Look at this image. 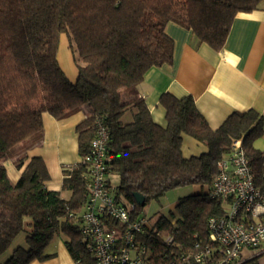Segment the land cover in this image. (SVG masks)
Returning <instances> with one entry per match:
<instances>
[{
  "label": "trees",
  "instance_id": "obj_1",
  "mask_svg": "<svg viewBox=\"0 0 264 264\" xmlns=\"http://www.w3.org/2000/svg\"><path fill=\"white\" fill-rule=\"evenodd\" d=\"M262 1L0 0V258L21 233H28V249L18 248L6 264L49 259L46 249L57 237L64 239L76 264H95L80 232L89 199L86 166L80 161L65 172L68 200L46 188L50 175L41 157L25 165L27 155L17 156L20 179L13 183L7 175L9 152L31 137L36 139L31 147L38 144L45 114L62 120L85 113L76 128L81 159L90 151L95 121L101 120L109 132L107 173L120 178L117 202L136 204L135 193L146 199L145 206L137 205L133 220L173 190H208L179 199L171 219L160 216L140 237L148 246L149 264H171L194 252L197 241L208 242L209 218L226 213L224 201L208 193L234 141H242L264 196V154L254 148L264 134V118L256 111L234 112L213 130L192 96L179 99L166 93L160 99L167 121L162 127L136 91L149 69L173 62L169 23L191 30L199 43L220 52L236 16L252 12ZM62 35L76 56L75 84L58 61ZM128 112L133 119L124 123ZM184 136L203 144L207 152L184 157ZM170 235L172 246L164 241Z\"/></svg>",
  "mask_w": 264,
  "mask_h": 264
},
{
  "label": "crops",
  "instance_id": "obj_2",
  "mask_svg": "<svg viewBox=\"0 0 264 264\" xmlns=\"http://www.w3.org/2000/svg\"><path fill=\"white\" fill-rule=\"evenodd\" d=\"M166 33L174 41L172 64L149 69L143 82L136 88L156 124L162 127L167 125L166 111L160 104L161 97L166 93L179 99L192 96L197 109L213 130L218 129L234 112L254 110L264 118V1L252 12L236 16L226 44L220 52L207 44L199 43L191 30L175 23L167 25ZM71 49L68 38L62 35L58 61L67 78L75 84L79 73L75 54ZM61 56L65 60L64 66L61 64ZM128 113L131 122L133 115ZM85 118L84 112L62 120L45 114L41 140L27 154L25 165L34 157L43 159L50 175L46 188L59 192L64 200L71 196L70 192L63 190L65 172L81 161L76 128ZM254 148L264 154V134L254 142ZM182 152L184 157L189 158L207 152V148L195 139L184 136ZM15 161L16 159H11L4 163L13 183L18 182L23 171L16 168ZM114 179L116 184H113ZM108 181L117 189L120 178L110 174ZM181 189L191 191L192 194L187 196L208 192L200 186ZM30 225L28 222L27 231H31ZM27 236L28 233L24 232L14 240L9 250L0 258V264H6L18 248L28 249ZM46 254L51 257L30 264H76L62 237L51 242ZM242 255L245 262L257 260L258 264H264V246L243 251Z\"/></svg>",
  "mask_w": 264,
  "mask_h": 264
},
{
  "label": "built area",
  "instance_id": "obj_3",
  "mask_svg": "<svg viewBox=\"0 0 264 264\" xmlns=\"http://www.w3.org/2000/svg\"><path fill=\"white\" fill-rule=\"evenodd\" d=\"M94 131L90 151L81 159L89 191L81 216L83 240L95 264H149L150 252L140 237L153 229L152 221L144 215L133 220L137 204L117 202L107 173L109 132L99 119ZM208 194L224 201L226 213L209 218L207 243L197 241L194 252L181 254L171 264H244L243 251L264 246V196L241 140L233 142ZM164 241L168 246L175 242L171 235Z\"/></svg>",
  "mask_w": 264,
  "mask_h": 264
},
{
  "label": "rangeland",
  "instance_id": "obj_4",
  "mask_svg": "<svg viewBox=\"0 0 264 264\" xmlns=\"http://www.w3.org/2000/svg\"><path fill=\"white\" fill-rule=\"evenodd\" d=\"M67 45L69 46L68 42ZM61 64L62 66L65 65V60L63 59V56H61ZM129 120H130L129 113H127L126 116L122 119V121L124 123H128L130 122ZM35 140H36L35 138L31 137L25 142L17 145L9 152L10 157L8 160L15 159L17 156L18 158H22L26 156L29 153V150H31L32 148L31 146L32 144H34ZM116 182H117L116 179H114L113 184H116ZM189 194H192L190 190H183V189L173 190L169 192L166 195L165 199L161 200V202L151 203L147 207H145L144 211L142 212V215L153 217L154 215L157 214L152 219V223L156 222L157 218H159L160 216H165L166 218L171 219V212L173 213L176 212L175 207H173L174 204H176L179 201V199Z\"/></svg>",
  "mask_w": 264,
  "mask_h": 264
},
{
  "label": "water",
  "instance_id": "obj_5",
  "mask_svg": "<svg viewBox=\"0 0 264 264\" xmlns=\"http://www.w3.org/2000/svg\"><path fill=\"white\" fill-rule=\"evenodd\" d=\"M134 199L135 202L138 206H145L146 204V199L143 195L139 194V193H135L134 194Z\"/></svg>",
  "mask_w": 264,
  "mask_h": 264
}]
</instances>
